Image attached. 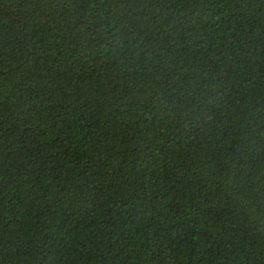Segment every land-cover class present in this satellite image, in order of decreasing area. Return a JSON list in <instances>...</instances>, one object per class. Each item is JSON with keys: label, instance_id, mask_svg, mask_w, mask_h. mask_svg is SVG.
Listing matches in <instances>:
<instances>
[{"label": "trees", "instance_id": "obj_1", "mask_svg": "<svg viewBox=\"0 0 264 264\" xmlns=\"http://www.w3.org/2000/svg\"><path fill=\"white\" fill-rule=\"evenodd\" d=\"M0 264H264V0H0Z\"/></svg>", "mask_w": 264, "mask_h": 264}]
</instances>
